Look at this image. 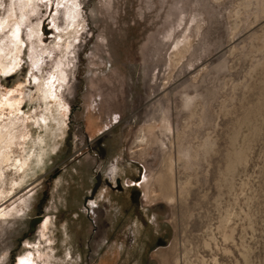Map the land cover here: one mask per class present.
Here are the masks:
<instances>
[{"label":"rangeland","instance_id":"rangeland-1","mask_svg":"<svg viewBox=\"0 0 264 264\" xmlns=\"http://www.w3.org/2000/svg\"><path fill=\"white\" fill-rule=\"evenodd\" d=\"M73 2L60 134L66 8L0 0V264H264V0Z\"/></svg>","mask_w":264,"mask_h":264},{"label":"bare ground","instance_id":"bare-ground-1","mask_svg":"<svg viewBox=\"0 0 264 264\" xmlns=\"http://www.w3.org/2000/svg\"><path fill=\"white\" fill-rule=\"evenodd\" d=\"M38 1L39 0H24V4H26L28 7H32V11H35L39 6L37 4ZM64 1L66 0H59V4H62L66 8L65 18L67 20V26L63 30H61L63 36L59 37V42L56 43V46L59 47L60 51H62L61 52L62 59L59 63H56L54 65V68H53L54 74L48 80H46L47 82L41 81V79L39 78L36 79V85H35L36 98H34V99H38L45 105V108H46L45 111L47 113L50 112L52 107L55 109V114L52 115V120L55 123V125L53 126H56L55 130L57 131V133H60V134L64 132L65 127H66L65 121L59 118L62 115L64 104L60 100L58 93H57V91H61L60 89L65 85L66 80H67V73L64 69L65 64L63 60L64 59L63 57L66 52L64 48L62 49V47L64 46V43L66 42V40H71L70 41L71 45L74 43L72 39L78 33V27H79L78 18L80 17L76 9V4L75 2H73L74 0H68V2H66L67 4H65ZM70 2L71 4H69ZM12 37H13V40L14 39L17 40V38L19 39V29L14 30V32L12 33ZM13 40L9 39V41H12V43H14ZM17 46H18L17 49L19 50L20 45L18 44ZM66 46L67 45H65V47ZM39 63H40V60L36 62V65L38 66ZM56 83L59 85L58 87L56 86ZM50 99H52L55 104L48 107L47 101ZM4 102L0 104H4ZM10 107H13V105H10ZM33 119L35 120V123L39 125L40 128H41V123L43 125H46L48 123V120H50L46 118L44 115H39V114H36ZM7 136H9V133H7ZM0 140H1V134H0ZM13 140L14 139H8L6 141L1 142L2 144L0 143L1 144L0 145V183L2 184L5 183V180H6L5 171H7V169L10 167V165L12 164L15 158V152L13 151V145L15 143L13 142ZM22 154H23V151H22ZM2 194L3 193H1L0 195ZM7 217H8V213L6 211L0 212V219L7 218ZM19 264H31V262L29 258H25V259H22L19 262Z\"/></svg>","mask_w":264,"mask_h":264}]
</instances>
